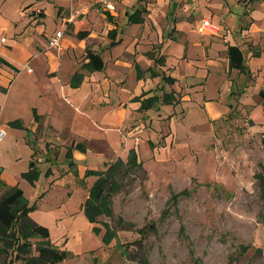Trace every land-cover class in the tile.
Wrapping results in <instances>:
<instances>
[{
	"label": "crops",
	"instance_id": "crops-1",
	"mask_svg": "<svg viewBox=\"0 0 264 264\" xmlns=\"http://www.w3.org/2000/svg\"><path fill=\"white\" fill-rule=\"evenodd\" d=\"M89 2L59 6L62 27L53 29L42 1L0 0V128L7 129L1 142L17 135L25 153L16 159L29 163L15 171L0 165V194L8 186L35 193L44 187L29 216L64 250L83 247V235L104 246L102 228L84 204L99 173L132 152L149 171L153 136L162 143L168 135L163 106L197 94L212 105L218 95L206 92L210 78H230L233 89L241 88L234 80L245 71L264 96V0H137L123 12L104 13L97 5L81 11ZM203 18L217 32L200 33ZM58 30L61 47H50ZM231 46L241 49L242 68L232 66ZM91 53L102 58V68L92 67ZM222 105L213 121L234 107ZM56 188L67 192L64 211L41 217L39 202ZM77 222L83 226L72 234Z\"/></svg>",
	"mask_w": 264,
	"mask_h": 264
},
{
	"label": "rangeland",
	"instance_id": "rangeland-1",
	"mask_svg": "<svg viewBox=\"0 0 264 264\" xmlns=\"http://www.w3.org/2000/svg\"><path fill=\"white\" fill-rule=\"evenodd\" d=\"M40 1L47 4L49 28L62 27L57 12L61 5L68 8L70 0ZM115 2L123 12L137 0ZM92 3L88 6L96 7ZM250 77L245 71L234 80L241 88L234 89L230 78H210L206 92L218 95L212 105L197 94L194 101L163 106L168 135L162 143V137L153 136L155 158L147 159L149 171L118 177L119 185L105 202L109 210L99 217L103 237L107 233L104 246L82 234L84 246L67 249L69 256L58 264H264V199L255 177L264 173V96ZM230 102L234 107L226 117L213 121L215 107ZM154 126L162 128L159 121ZM9 137L7 143L0 141V165L7 163L14 171L29 166L16 159L25 153L16 144L18 136ZM24 189L31 206L45 191ZM66 193L51 190L39 202L44 205L41 217L63 212ZM79 226L81 222L71 233ZM32 242L33 255L36 239Z\"/></svg>",
	"mask_w": 264,
	"mask_h": 264
},
{
	"label": "trees",
	"instance_id": "trees-1",
	"mask_svg": "<svg viewBox=\"0 0 264 264\" xmlns=\"http://www.w3.org/2000/svg\"><path fill=\"white\" fill-rule=\"evenodd\" d=\"M229 54L232 66L242 68L244 58L241 49L231 46ZM90 57L93 68L103 67L104 63L99 55L91 53ZM133 170L146 173V169L138 160L135 152L130 154L127 162L118 160L106 172L99 173V178L92 186L84 204L85 214L91 222H99V217L105 213V209L109 210L105 207V202L108 201L115 187L119 185L118 177L127 175ZM255 177L260 182L261 197L264 199V173H256ZM3 188L4 191L0 194V264H57L65 260L69 252L51 241L48 227L30 218L29 213L35 205H29L23 189L18 186ZM32 239H36V249L33 255ZM25 253L28 255H23Z\"/></svg>",
	"mask_w": 264,
	"mask_h": 264
},
{
	"label": "built area",
	"instance_id": "built-area-1",
	"mask_svg": "<svg viewBox=\"0 0 264 264\" xmlns=\"http://www.w3.org/2000/svg\"><path fill=\"white\" fill-rule=\"evenodd\" d=\"M93 5H97L100 10L104 13H111L117 10L115 0H93ZM89 6H84L81 11L86 12ZM197 29L200 33L204 34L207 32H217V27L208 18H203L198 24ZM63 38V31L58 30L54 35L49 38V46L60 48ZM4 40V39H2ZM6 135L5 130L0 128V141Z\"/></svg>",
	"mask_w": 264,
	"mask_h": 264
}]
</instances>
